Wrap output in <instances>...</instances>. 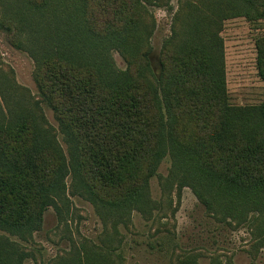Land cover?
<instances>
[{
    "label": "trees",
    "instance_id": "16d2710c",
    "mask_svg": "<svg viewBox=\"0 0 264 264\" xmlns=\"http://www.w3.org/2000/svg\"><path fill=\"white\" fill-rule=\"evenodd\" d=\"M170 1L17 0L0 18L8 43L19 46L26 34L40 104L58 123L57 130L43 127L22 103L17 111L0 105V264H23L28 254L11 239L31 240L49 208L61 217L69 175L114 236L133 212L146 221L159 217L161 204L150 193L157 176L166 198L175 186L189 188L208 216L232 229L252 216L264 247V93L257 105L231 104L222 35L228 20L263 21L264 0H177L153 73L147 7ZM254 46L264 90V36ZM166 156L171 167L163 178L157 171ZM73 252L58 264H114Z\"/></svg>",
    "mask_w": 264,
    "mask_h": 264
},
{
    "label": "rangeland",
    "instance_id": "374dc122",
    "mask_svg": "<svg viewBox=\"0 0 264 264\" xmlns=\"http://www.w3.org/2000/svg\"><path fill=\"white\" fill-rule=\"evenodd\" d=\"M16 2L0 0V18H4L6 12L13 13L17 9ZM147 10L155 25L148 59L153 73H157L160 50L170 36L178 1L171 0L168 7L148 6ZM23 34L26 36L25 33L19 34V46H16L8 43L0 30V86L3 87L0 105L17 111V103H22L43 119L40 121L43 127L57 130L58 123L52 111L40 104L34 80L35 64L24 50L27 44ZM222 35L231 104H259L264 90L255 68L254 44L257 37L264 36V20L257 23H248L242 18L228 20L224 22ZM111 56L115 66L125 70L123 58L114 51ZM7 86L11 90L6 89ZM56 139L66 159L70 160L68 145L63 142L62 135ZM170 167L171 159L166 156L157 174L167 177ZM65 184L68 201L60 204L61 217L49 208L44 214L42 229L34 233L31 240L23 243L11 239L20 252L28 254L23 264H58L77 249L95 252L114 264H185L187 261L190 264H213L215 261L220 264H264V247L253 233L255 227H250L252 216L237 229L216 222L207 215L205 207L198 203L189 188L179 193L175 186L166 198L157 176L153 177L150 193L152 199L161 204L159 217L146 221L139 213L133 212L128 226L119 225V234L114 236L112 227L103 226L93 205L79 195L82 188L77 180L69 175ZM153 214L155 216L158 212ZM110 248L117 250L111 251Z\"/></svg>",
    "mask_w": 264,
    "mask_h": 264
}]
</instances>
